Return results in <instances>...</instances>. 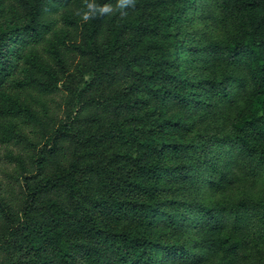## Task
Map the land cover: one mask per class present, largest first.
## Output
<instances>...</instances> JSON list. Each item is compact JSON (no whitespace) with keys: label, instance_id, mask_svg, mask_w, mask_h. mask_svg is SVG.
<instances>
[{"label":"trees","instance_id":"16d2710c","mask_svg":"<svg viewBox=\"0 0 264 264\" xmlns=\"http://www.w3.org/2000/svg\"><path fill=\"white\" fill-rule=\"evenodd\" d=\"M82 6L0 0V264H241L264 190L221 199L264 181V0Z\"/></svg>","mask_w":264,"mask_h":264},{"label":"rangeland","instance_id":"374dc122","mask_svg":"<svg viewBox=\"0 0 264 264\" xmlns=\"http://www.w3.org/2000/svg\"><path fill=\"white\" fill-rule=\"evenodd\" d=\"M63 89L64 93H67L66 87H63ZM262 190H264V181L253 187L243 183L240 184V188L231 191L226 197L222 198L221 200L224 201L226 198H228L237 203L238 201L259 195ZM253 232L254 231L250 228L240 229V232L236 231V234L239 235L240 238L243 236L242 239L249 243L247 256L243 259L241 264H264V246H258L253 243Z\"/></svg>","mask_w":264,"mask_h":264},{"label":"clouds","instance_id":"9594fccd","mask_svg":"<svg viewBox=\"0 0 264 264\" xmlns=\"http://www.w3.org/2000/svg\"><path fill=\"white\" fill-rule=\"evenodd\" d=\"M136 0H117L115 6L111 4L98 5L95 0H83L82 8L76 11V15L82 17L83 21L87 22L95 19L98 16H103L112 13L114 10H119L120 17L128 15L127 10L135 8Z\"/></svg>","mask_w":264,"mask_h":264}]
</instances>
